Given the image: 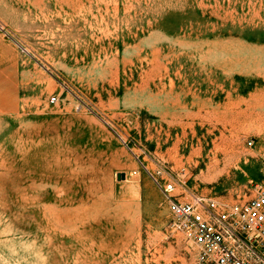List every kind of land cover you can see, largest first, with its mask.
Instances as JSON below:
<instances>
[{"label":"rangeland","instance_id":"1","mask_svg":"<svg viewBox=\"0 0 264 264\" xmlns=\"http://www.w3.org/2000/svg\"><path fill=\"white\" fill-rule=\"evenodd\" d=\"M159 177L264 185V0H0V264H197Z\"/></svg>","mask_w":264,"mask_h":264},{"label":"built area","instance_id":"2","mask_svg":"<svg viewBox=\"0 0 264 264\" xmlns=\"http://www.w3.org/2000/svg\"><path fill=\"white\" fill-rule=\"evenodd\" d=\"M155 182L172 216L169 230L194 248L197 264H264V185L250 201L230 205L174 179Z\"/></svg>","mask_w":264,"mask_h":264}]
</instances>
